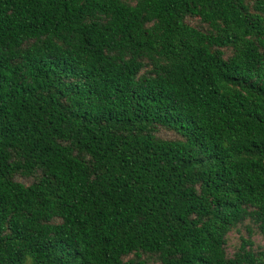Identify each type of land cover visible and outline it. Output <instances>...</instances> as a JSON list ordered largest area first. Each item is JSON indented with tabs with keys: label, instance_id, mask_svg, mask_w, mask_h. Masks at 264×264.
<instances>
[{
	"label": "trees",
	"instance_id": "trees-1",
	"mask_svg": "<svg viewBox=\"0 0 264 264\" xmlns=\"http://www.w3.org/2000/svg\"><path fill=\"white\" fill-rule=\"evenodd\" d=\"M257 235L264 0H0V264H264Z\"/></svg>",
	"mask_w": 264,
	"mask_h": 264
},
{
	"label": "rangeland",
	"instance_id": "rangeland-1",
	"mask_svg": "<svg viewBox=\"0 0 264 264\" xmlns=\"http://www.w3.org/2000/svg\"><path fill=\"white\" fill-rule=\"evenodd\" d=\"M231 236H232V243L235 244V243L237 242V240H238L239 235H238L237 232H233V233L231 234ZM255 239H256L257 241H260L261 243H264V237H262L261 235H257V236L255 237Z\"/></svg>",
	"mask_w": 264,
	"mask_h": 264
}]
</instances>
